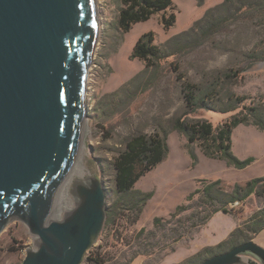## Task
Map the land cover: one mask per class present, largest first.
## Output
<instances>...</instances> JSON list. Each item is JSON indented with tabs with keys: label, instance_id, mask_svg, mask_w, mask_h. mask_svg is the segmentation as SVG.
Instances as JSON below:
<instances>
[{
	"label": "rangeland",
	"instance_id": "374dc122",
	"mask_svg": "<svg viewBox=\"0 0 264 264\" xmlns=\"http://www.w3.org/2000/svg\"><path fill=\"white\" fill-rule=\"evenodd\" d=\"M171 1L172 7L163 12L165 16L175 14L171 26H163L162 12H158L146 21L133 24L123 33L117 25L119 0H96L98 33L89 66L87 114L81 143L84 171L68 183L61 212L56 210V213H51L52 217L60 219L65 211L74 207L70 194L72 182L89 175L103 181L107 188L106 206L112 205L117 198L114 160L125 149L127 139L136 133L162 134L163 130L167 131L165 157L132 187L133 191L150 193L138 220L130 223L132 212L117 211L115 223L103 226L90 247L94 251L100 250L107 259L105 264L127 259L137 248L133 237L140 228L150 229L155 217L168 219L178 205L187 203L188 194L204 183L220 179L224 188L231 189L235 184L243 185L247 180L264 176V132L254 125L241 123L231 132L233 155L241 160L253 158L241 169L227 166L223 160L204 156L196 144L188 149L185 137L171 129L173 119L190 109L181 92L183 84L208 87L215 92L230 89L236 95L246 97L239 107L232 110L198 106L186 115L189 121L206 119L213 127L230 119L251 102L261 100L264 104V61H257L252 68L240 71L253 60L250 53L264 50V9L234 15L200 43L179 48L177 45L182 43L174 40V36L190 28L206 10L223 0ZM148 31L153 33V43L164 54L152 67L145 69V62L132 58L131 53L137 38ZM224 71L235 74L230 82H222L219 78ZM261 206L262 198L251 195L244 204H234L231 215L243 220ZM199 209L201 207L195 203L193 210ZM189 213L190 210L179 216L185 217ZM227 223L219 218V213L213 214L191 238L186 234L178 241L185 245L184 248H174L178 242L173 244L171 251V246L165 249L156 247L150 254L134 257L132 264H136L139 258L143 259L142 264H160L167 252L168 259H177L185 255L186 249L195 251L193 246L186 247L190 239L201 244L208 238L219 239V234L228 227ZM33 241L34 237L25 224L15 219L8 220L0 230V264H20ZM88 254L87 251L81 264H93L86 261Z\"/></svg>",
	"mask_w": 264,
	"mask_h": 264
},
{
	"label": "water",
	"instance_id": "95a60500",
	"mask_svg": "<svg viewBox=\"0 0 264 264\" xmlns=\"http://www.w3.org/2000/svg\"><path fill=\"white\" fill-rule=\"evenodd\" d=\"M98 23L96 0H0V230L15 219L34 237L20 264H81L104 224L94 175L51 215L82 138ZM197 264H264V248L248 239Z\"/></svg>",
	"mask_w": 264,
	"mask_h": 264
},
{
	"label": "trees",
	"instance_id": "16d2710c",
	"mask_svg": "<svg viewBox=\"0 0 264 264\" xmlns=\"http://www.w3.org/2000/svg\"><path fill=\"white\" fill-rule=\"evenodd\" d=\"M117 25L121 32H127L137 22L148 20L153 14L162 12V23L165 28L171 26L175 21V14L166 12L172 7L171 0H119ZM264 9V0H223L220 4L206 10L204 15L194 21L192 26L174 36L179 40L177 47L196 45L205 40L214 31L222 26L234 15L249 10ZM154 35L151 31L141 34L132 49L131 57L145 62V69L152 67L155 61L163 56L161 48L153 43ZM253 60L248 61L243 70L252 68L255 62L264 61V50L250 53ZM235 74L230 71L220 73L222 82H230ZM181 92L189 111L182 116L173 119L171 129L182 134L187 141V148L196 144L206 157L223 160L227 166L237 169L244 168L253 161L252 157L244 160L235 157L231 151V132L238 124H251L264 132V104L261 100L251 102L244 106L230 119L213 127L206 119L187 120L188 112L194 111L198 106L213 108L216 110H232L239 107L245 96L236 95L230 89L224 92H215L212 88L197 85L183 84ZM167 131L162 134L136 133L130 136L121 151L114 160V181L117 198L115 202L106 207V216L103 226L113 225L117 211L132 212L130 223H135L143 209L146 200L150 197L148 192L133 191L134 183L147 171L159 163L167 153L166 144ZM195 159V155L191 153ZM254 195L262 198V206L243 219L229 236L214 246H206L199 252L187 257L177 264H197L200 261L217 253L225 252L247 241L251 234H255L264 228V176L247 180L243 185L235 184L231 189L222 186L220 179L204 183L186 197V204H180L174 212L170 213L168 219L155 217L150 229L140 228L134 235L137 248L123 262L115 264H129L137 255H147L154 248L165 249L181 240L186 234L191 238L197 229L205 225L216 212L230 213L234 208L232 203L244 204L246 200ZM197 196L195 199L194 197ZM201 209L193 210L194 204ZM190 210L185 217L179 214ZM203 211V212H202ZM159 233H161L159 235ZM172 244V245H171ZM100 249V247H99ZM86 261L93 264H105L107 259L98 250L91 248Z\"/></svg>",
	"mask_w": 264,
	"mask_h": 264
},
{
	"label": "crops",
	"instance_id": "0c3cea01",
	"mask_svg": "<svg viewBox=\"0 0 264 264\" xmlns=\"http://www.w3.org/2000/svg\"><path fill=\"white\" fill-rule=\"evenodd\" d=\"M217 213H219V218L220 219H222V220H225V223H227L226 221H228V227L226 228V229H224L223 231H222V233L221 234H219V239H216V240H213L212 238H208L207 239V241H205V243H203V244H201V243H198V242H196L195 241V239H190L189 241H188V244H187V246L186 247H191V246H193L195 249H193V250H198L197 252H199L202 248H204L205 246H213V245H216L218 242H221V241H223V240H225L228 236H229V234L235 229V228H237L239 225H240V223H241V219H239V218H237V217H235L234 215H231L230 213H224V212H221V211H219V212H216L215 214H217ZM236 226V227H235ZM235 227V228H234ZM232 228H234V229H232ZM200 233V232H199ZM196 237V236H195ZM249 239H251V240H253L257 245H259V246H261L262 248H264V228L263 229H261L260 231H258L257 233H255V234H251L250 235V238ZM195 241V242H194ZM194 243H195V245H194ZM176 247H185V245H183L181 242H178L177 244H176V246L174 247V248H176ZM186 249V248H185ZM184 249V250H185ZM171 251V250H170ZM195 251H191V250H185L184 252V254L185 255H181L179 258H177V259H168L167 257H166V254L168 253H165L164 255H163V258H162V260H161V263L160 264H177V263H180V262H182L183 260H185L187 257H189V256H191V255H193V254H195L194 252ZM196 252V253H197ZM134 261V259L129 263V264H132V262ZM142 262H143V259H138V261H137V263L136 264H142Z\"/></svg>",
	"mask_w": 264,
	"mask_h": 264
},
{
	"label": "bare ground",
	"instance_id": "6f19581e",
	"mask_svg": "<svg viewBox=\"0 0 264 264\" xmlns=\"http://www.w3.org/2000/svg\"><path fill=\"white\" fill-rule=\"evenodd\" d=\"M84 127H85V124H84ZM84 127H83V130H82V138H83V134H84ZM82 138H81V141H80V144H79V147H78V150H77V153H76V157L71 165V167L69 168L68 170V173L67 175L65 176L60 188H59V191H58V194H57V197H56V202L54 203V206H53V210L51 213H56V210L60 211L61 212V209H62V199L64 198L65 196V190L67 188V185L68 183L71 181V179L76 175V174H82L83 171H84V165L81 161V148H82ZM82 143V144H81ZM81 146V147H80ZM61 194V196H60Z\"/></svg>",
	"mask_w": 264,
	"mask_h": 264
},
{
	"label": "built area",
	"instance_id": "2783aa9c",
	"mask_svg": "<svg viewBox=\"0 0 264 264\" xmlns=\"http://www.w3.org/2000/svg\"><path fill=\"white\" fill-rule=\"evenodd\" d=\"M29 248H34V241H33L32 247H28L27 249H29ZM26 251H27V250H26Z\"/></svg>",
	"mask_w": 264,
	"mask_h": 264
}]
</instances>
